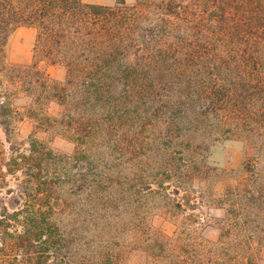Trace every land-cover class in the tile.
<instances>
[{
	"label": "trees",
	"instance_id": "1",
	"mask_svg": "<svg viewBox=\"0 0 264 264\" xmlns=\"http://www.w3.org/2000/svg\"><path fill=\"white\" fill-rule=\"evenodd\" d=\"M21 26L32 61L10 66ZM23 116L72 150L17 140ZM0 130V264H219L213 242L184 250L189 229L169 238L148 218L194 221L201 203L263 231L264 0H0ZM226 141L249 151L238 172L207 161Z\"/></svg>",
	"mask_w": 264,
	"mask_h": 264
},
{
	"label": "rangeland",
	"instance_id": "2",
	"mask_svg": "<svg viewBox=\"0 0 264 264\" xmlns=\"http://www.w3.org/2000/svg\"><path fill=\"white\" fill-rule=\"evenodd\" d=\"M89 3H99L105 5H113L117 0H84ZM127 4L134 3L135 0H124ZM34 38V30L29 27H17L9 35L6 43L5 61L10 66H27L32 61V45ZM39 66L50 78H58L62 72L55 67L48 66L44 62ZM27 100L13 99V104L19 108H24L27 105ZM49 113L56 111V106L50 104L49 109L45 108ZM22 122H17L15 129V137L17 140L26 141L32 130L30 119L23 116ZM31 122V123H30ZM35 136L43 139L46 144L56 151L69 153L72 150L73 144L71 141L63 136L57 134H47L41 130L33 131ZM0 139L3 140V134L0 130ZM249 155L241 142L226 141L223 143H216L208 150L207 161L209 165L216 166L231 172H238L241 170L243 160ZM257 154L256 151L250 154ZM260 156L264 159V141L260 150ZM225 187L224 183L214 185V189L221 190ZM225 208V207H224ZM225 209L216 208V206L207 207L201 206L198 203L197 208L185 207L186 214L192 212L196 215L194 221H191L182 212L164 213L156 212L148 218L150 229L154 232L163 234L169 238H176V236L183 231L189 229L192 234L190 243L183 244L185 249L194 248L198 251L208 245L207 243H214L217 252L220 255L219 264H264V229H258L252 233L249 231V238L245 235L237 234L234 230L225 228V224H221V220L225 215ZM225 219V218H224ZM200 222V223H199ZM257 223V222H256ZM254 224L252 225H256ZM264 226V225H263ZM204 249H207L206 247ZM203 249V251H204ZM208 250V249H207ZM206 251V250H205ZM188 257L189 263L199 264L194 260V256L189 253H184ZM128 264V262L126 263ZM129 264H145L142 259H135Z\"/></svg>",
	"mask_w": 264,
	"mask_h": 264
}]
</instances>
